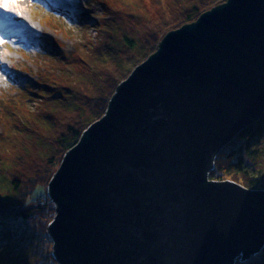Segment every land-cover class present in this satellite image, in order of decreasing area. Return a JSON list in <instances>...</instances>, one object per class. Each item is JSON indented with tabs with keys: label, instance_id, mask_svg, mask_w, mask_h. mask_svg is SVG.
<instances>
[{
	"label": "water",
	"instance_id": "1",
	"mask_svg": "<svg viewBox=\"0 0 264 264\" xmlns=\"http://www.w3.org/2000/svg\"><path fill=\"white\" fill-rule=\"evenodd\" d=\"M264 113V0L166 33L47 184L57 264H235L264 248V189L210 180Z\"/></svg>",
	"mask_w": 264,
	"mask_h": 264
},
{
	"label": "trees",
	"instance_id": "2",
	"mask_svg": "<svg viewBox=\"0 0 264 264\" xmlns=\"http://www.w3.org/2000/svg\"><path fill=\"white\" fill-rule=\"evenodd\" d=\"M111 1H101L94 40L52 58V68L37 71L24 90L21 84L14 86L27 103L33 96L37 102L34 111L16 114L19 133L14 140L7 138L6 155L0 156V193L5 194H0V264H57L47 236L54 209L43 185L82 132L103 116L117 85L157 49L163 36L226 0H157L148 5ZM263 137L264 113L218 153L209 179L264 188L259 173L247 163L261 155ZM36 187L45 195L32 197L29 193ZM21 190L28 195L14 201ZM235 264H264V248Z\"/></svg>",
	"mask_w": 264,
	"mask_h": 264
},
{
	"label": "rangeland",
	"instance_id": "3",
	"mask_svg": "<svg viewBox=\"0 0 264 264\" xmlns=\"http://www.w3.org/2000/svg\"><path fill=\"white\" fill-rule=\"evenodd\" d=\"M36 1L29 4L28 0H20V7L24 9L26 19L0 11V26L25 27L23 30L18 29L19 31H16L17 29L8 31L7 35L0 32V37L7 41L0 48V52L9 53L4 58L6 62L0 63V156L6 155L5 150L9 145L7 138L9 141L14 140L19 133L16 130L19 129V125L16 126L19 122L16 114L25 109L34 111L37 102V98L33 96L35 100L27 103L25 94H18L14 86L21 84L24 90L28 82H34L37 71L41 68L44 70L52 68L55 56H57L55 58L66 56L80 42L94 40L96 32L93 27L100 17L101 1L104 0H39L43 2V8L34 4ZM124 1L126 0H122ZM138 1L148 5L157 0ZM33 24L36 27H33ZM45 52L48 53L43 54ZM261 147V155L254 161L248 159L247 163L252 171L259 173V179L264 185V137L261 140ZM249 173L253 174L250 171ZM43 187L47 191V185ZM24 194L27 193L21 190L17 195L18 199L14 201L20 202ZM29 194L32 197H42L45 191L42 187H36Z\"/></svg>",
	"mask_w": 264,
	"mask_h": 264
},
{
	"label": "snow or ice",
	"instance_id": "4",
	"mask_svg": "<svg viewBox=\"0 0 264 264\" xmlns=\"http://www.w3.org/2000/svg\"><path fill=\"white\" fill-rule=\"evenodd\" d=\"M32 2L33 0H28L29 4H31ZM0 11L12 13L16 16H20L23 19L27 18L24 16V9L20 7V0H0ZM32 26L36 27L35 24H33ZM6 43L7 41H5L3 37H0V48H2ZM8 55L9 53L7 52H0V63L6 62L4 58Z\"/></svg>",
	"mask_w": 264,
	"mask_h": 264
},
{
	"label": "bare ground",
	"instance_id": "5",
	"mask_svg": "<svg viewBox=\"0 0 264 264\" xmlns=\"http://www.w3.org/2000/svg\"><path fill=\"white\" fill-rule=\"evenodd\" d=\"M34 2V0H33ZM34 4H37L38 7H42L43 8V2L37 0ZM25 27L23 25H18V26H0V32L2 33V35H7L8 31H13L14 29H17L16 31H19L18 29L23 30Z\"/></svg>",
	"mask_w": 264,
	"mask_h": 264
}]
</instances>
